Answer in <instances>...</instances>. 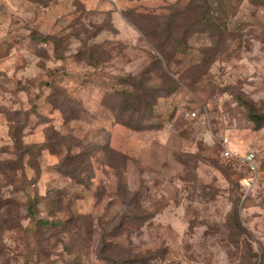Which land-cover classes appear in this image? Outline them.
<instances>
[{
    "label": "rangeland",
    "instance_id": "rangeland-1",
    "mask_svg": "<svg viewBox=\"0 0 264 264\" xmlns=\"http://www.w3.org/2000/svg\"><path fill=\"white\" fill-rule=\"evenodd\" d=\"M0 264H264V0H0Z\"/></svg>",
    "mask_w": 264,
    "mask_h": 264
},
{
    "label": "built area",
    "instance_id": "built-area-1",
    "mask_svg": "<svg viewBox=\"0 0 264 264\" xmlns=\"http://www.w3.org/2000/svg\"><path fill=\"white\" fill-rule=\"evenodd\" d=\"M189 118L198 117L197 111H188ZM221 152L220 157L222 162L231 170L238 174H247L252 176L257 174L259 170V160L255 151L236 152L231 146L228 136L220 139Z\"/></svg>",
    "mask_w": 264,
    "mask_h": 264
},
{
    "label": "trees",
    "instance_id": "trees-1",
    "mask_svg": "<svg viewBox=\"0 0 264 264\" xmlns=\"http://www.w3.org/2000/svg\"><path fill=\"white\" fill-rule=\"evenodd\" d=\"M169 33H170V30H169ZM252 117L256 120V122H258V119H257V115L256 114H253Z\"/></svg>",
    "mask_w": 264,
    "mask_h": 264
}]
</instances>
